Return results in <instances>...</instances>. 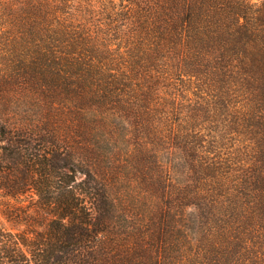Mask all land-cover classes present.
<instances>
[{
	"label": "rangeland",
	"instance_id": "374dc122",
	"mask_svg": "<svg viewBox=\"0 0 264 264\" xmlns=\"http://www.w3.org/2000/svg\"><path fill=\"white\" fill-rule=\"evenodd\" d=\"M140 1L59 0L55 39L0 24V120L103 182L93 264H264V83L236 59L160 57ZM47 219L32 192L0 189L2 227Z\"/></svg>",
	"mask_w": 264,
	"mask_h": 264
},
{
	"label": "trees",
	"instance_id": "16d2710c",
	"mask_svg": "<svg viewBox=\"0 0 264 264\" xmlns=\"http://www.w3.org/2000/svg\"><path fill=\"white\" fill-rule=\"evenodd\" d=\"M57 1L0 0V24L24 40L55 39L62 17ZM139 7L147 19L142 30L160 57L213 58L226 71L236 59V70L264 83V0H141ZM5 159L12 182L0 189L12 196L32 192L48 219L43 229L28 231L0 225V264H93L108 226L103 182L41 132L0 120V166Z\"/></svg>",
	"mask_w": 264,
	"mask_h": 264
}]
</instances>
